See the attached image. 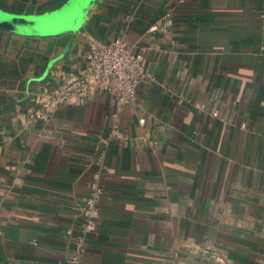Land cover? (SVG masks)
Returning <instances> with one entry per match:
<instances>
[{"label": "crops", "instance_id": "obj_1", "mask_svg": "<svg viewBox=\"0 0 264 264\" xmlns=\"http://www.w3.org/2000/svg\"><path fill=\"white\" fill-rule=\"evenodd\" d=\"M115 38L154 77L134 104L92 93L29 121L36 94L83 72L89 40ZM103 149L83 264H264V0H95L75 31L0 28V264H67Z\"/></svg>", "mask_w": 264, "mask_h": 264}, {"label": "built area", "instance_id": "obj_2", "mask_svg": "<svg viewBox=\"0 0 264 264\" xmlns=\"http://www.w3.org/2000/svg\"><path fill=\"white\" fill-rule=\"evenodd\" d=\"M173 24V12L168 10L162 21L152 29L166 31ZM153 74L143 64L141 52H134L122 38L108 43L89 40L86 53V66L78 77L59 80L55 85L36 94L32 99L39 107L28 111L30 122H48L53 112L62 106L82 105L92 93H105L114 98L116 111L137 101V92L141 81L152 80ZM216 116L218 112L212 111ZM122 135L115 126L102 143L106 146L112 139H121ZM105 149L98 152L96 162L98 171L94 174L88 195L79 204V232L73 234L70 228L65 230V240L73 244L67 257V264H83L85 236L97 228L99 202L103 194L100 183L105 169Z\"/></svg>", "mask_w": 264, "mask_h": 264}, {"label": "water", "instance_id": "obj_3", "mask_svg": "<svg viewBox=\"0 0 264 264\" xmlns=\"http://www.w3.org/2000/svg\"><path fill=\"white\" fill-rule=\"evenodd\" d=\"M95 0H67L42 14H13L0 9V28L28 35H48L77 30Z\"/></svg>", "mask_w": 264, "mask_h": 264}, {"label": "trees", "instance_id": "obj_4", "mask_svg": "<svg viewBox=\"0 0 264 264\" xmlns=\"http://www.w3.org/2000/svg\"><path fill=\"white\" fill-rule=\"evenodd\" d=\"M67 0H58L48 6H46L45 8L47 10H52V9H58L59 7H61Z\"/></svg>", "mask_w": 264, "mask_h": 264}]
</instances>
